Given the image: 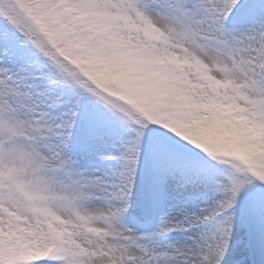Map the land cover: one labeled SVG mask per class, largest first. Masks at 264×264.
<instances>
[{"label":"snow or ice","instance_id":"snow-or-ice-1","mask_svg":"<svg viewBox=\"0 0 264 264\" xmlns=\"http://www.w3.org/2000/svg\"><path fill=\"white\" fill-rule=\"evenodd\" d=\"M0 264H264V0H0Z\"/></svg>","mask_w":264,"mask_h":264},{"label":"trees","instance_id":"trees-1","mask_svg":"<svg viewBox=\"0 0 264 264\" xmlns=\"http://www.w3.org/2000/svg\"><path fill=\"white\" fill-rule=\"evenodd\" d=\"M102 74L104 75L103 77L109 81H114V82H117V78H118V75L116 74H113L111 72H102Z\"/></svg>","mask_w":264,"mask_h":264},{"label":"rangeland","instance_id":"rangeland-1","mask_svg":"<svg viewBox=\"0 0 264 264\" xmlns=\"http://www.w3.org/2000/svg\"><path fill=\"white\" fill-rule=\"evenodd\" d=\"M128 83H126L125 81H124V78H123V80L121 81V83H119V86L120 87H124V86H126Z\"/></svg>","mask_w":264,"mask_h":264}]
</instances>
